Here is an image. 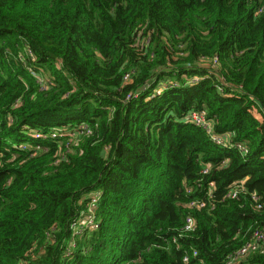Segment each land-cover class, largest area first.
Here are the masks:
<instances>
[{"label":"trees","instance_id":"16d2710c","mask_svg":"<svg viewBox=\"0 0 264 264\" xmlns=\"http://www.w3.org/2000/svg\"><path fill=\"white\" fill-rule=\"evenodd\" d=\"M93 190L98 228L66 256ZM252 193L263 203L264 0H0V264H227L264 234ZM234 264H264V246Z\"/></svg>","mask_w":264,"mask_h":264},{"label":"built area","instance_id":"2783aa9c","mask_svg":"<svg viewBox=\"0 0 264 264\" xmlns=\"http://www.w3.org/2000/svg\"><path fill=\"white\" fill-rule=\"evenodd\" d=\"M27 53L30 54V50L26 49ZM212 62L215 64L217 62V57H214L212 59ZM130 77V73L126 72L123 76L124 80H128ZM37 81L41 84V89H46V81L47 79L43 76L37 75L36 76ZM197 77H193L189 80V82H195L197 81ZM177 81H171L165 80L163 81V86L158 87L154 89L153 95L160 94L162 92L163 87H171V86H177ZM144 87L147 86V84L143 85ZM142 86V87H143ZM138 93H129L126 96V99H129L130 97H137ZM11 122V119H9ZM186 121H190L198 126H200L203 130L207 132V134L211 137L212 141L222 147L229 146V143L226 139L222 138L221 136L215 134L213 132V121L208 119L203 111H199L197 109L191 110L188 115L186 116ZM79 128L81 130L77 133L76 131L69 132L67 131V135L69 136L70 141L76 143L78 140V134L82 133L83 131H88V126L86 124H80ZM86 129V130H84ZM64 128H55L53 130L42 132L38 130H30V136L34 139L38 140H48L50 138H56L60 135V132L63 131ZM16 147L22 149V150H37L39 149V145H36L35 147H30L27 143H21L19 145H15ZM236 146L241 150L242 153L245 152L246 147L244 145L236 144ZM209 171L208 165L204 166L202 169V174H206ZM244 183V179H241L239 181L234 182L228 189L226 196L229 198H237L238 194L243 190L242 184ZM214 187L213 182H209L208 189H207V195L211 197L212 195V189ZM190 188H187V192H190ZM101 197V191L100 190H93L88 195V202H87V212L81 215H78L76 218L73 219V221L70 224V230H71V237L68 243V246L65 250V255L69 256L71 254V251L73 247L75 246L76 238L81 236L85 231H94L98 228V221L96 220L94 216V208L96 207L97 203L99 202ZM251 198L253 202L256 203L257 208L264 207V201L263 203H260L259 200L261 197L257 195L256 193L251 194ZM189 208H205L208 206V203L205 199L197 197L194 199H191L186 204ZM213 208V206H212ZM195 229V220L191 215H187L184 220V224L182 229L180 230L179 235H182L184 232L193 231ZM173 241L176 240V237L172 238ZM264 246V234L261 231H254L252 234V237L250 240L246 241L241 247H239L236 251L232 252L227 259V264H234L237 262H240L241 260L245 259L246 256L249 253L256 252L260 248ZM193 256L197 255L196 250H193L192 252ZM183 261L187 263L189 261V255L185 254L183 256ZM20 264H32L28 262H22ZM37 264V263H34ZM47 264V263H44Z\"/></svg>","mask_w":264,"mask_h":264},{"label":"water","instance_id":"95a60500","mask_svg":"<svg viewBox=\"0 0 264 264\" xmlns=\"http://www.w3.org/2000/svg\"><path fill=\"white\" fill-rule=\"evenodd\" d=\"M144 88V86L143 87H141L140 89L142 90Z\"/></svg>","mask_w":264,"mask_h":264},{"label":"rangeland","instance_id":"374dc122","mask_svg":"<svg viewBox=\"0 0 264 264\" xmlns=\"http://www.w3.org/2000/svg\"><path fill=\"white\" fill-rule=\"evenodd\" d=\"M91 192H92V191H91ZM89 194H90V193H89ZM89 194H88V195H89ZM88 195H87V198H88Z\"/></svg>","mask_w":264,"mask_h":264}]
</instances>
